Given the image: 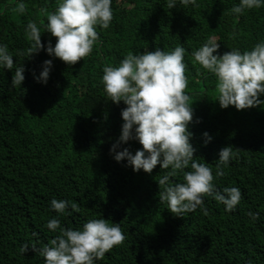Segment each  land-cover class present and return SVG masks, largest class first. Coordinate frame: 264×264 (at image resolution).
<instances>
[{
  "label": "trees",
  "instance_id": "16d2710c",
  "mask_svg": "<svg viewBox=\"0 0 264 264\" xmlns=\"http://www.w3.org/2000/svg\"><path fill=\"white\" fill-rule=\"evenodd\" d=\"M235 3L196 0L195 6L177 3L168 8L166 0H112L109 26H97L92 51L68 65L43 47L30 57L15 54L29 44L27 20L38 26L45 22L55 0H25L23 14L14 11L15 0H0V43L14 61L13 69L0 68V264H43L31 248L23 254L19 248L37 240L39 247L56 235L45 224L57 215L49 207L53 197L78 206L79 211L69 207L59 215L66 228L100 215L119 224L124 240L95 264H264V94L254 107H220L215 77L197 74L199 66L191 57L209 36L218 40L217 53L243 51L264 40V5L233 14ZM40 40L42 45L54 43L55 37L42 30ZM177 44L185 49L193 159L213 170L217 190L240 189L241 200L230 211L205 195L207 214L197 207L175 215L158 199L156 180L167 169L157 164L149 173L133 171L109 152L125 105L106 95L102 66L118 64L128 51H167ZM45 59L51 67L41 83L34 76ZM19 64L24 79L13 86L11 75ZM204 131L211 136L207 143L202 142ZM225 145L236 155L217 177L216 158ZM119 147L134 152L141 145L129 139ZM249 212L257 214L254 220Z\"/></svg>",
  "mask_w": 264,
  "mask_h": 264
},
{
  "label": "clouds",
  "instance_id": "9594fccd",
  "mask_svg": "<svg viewBox=\"0 0 264 264\" xmlns=\"http://www.w3.org/2000/svg\"><path fill=\"white\" fill-rule=\"evenodd\" d=\"M168 8L177 3L195 6L196 0H166ZM112 0H55V8L46 11V20L38 24L28 19L24 25V35L29 44L16 50L17 56L30 57L41 47L49 55L59 58L68 65L85 57L92 51L97 41L96 27L107 28L112 19ZM264 0H238L230 8L233 14H241L245 9L259 8ZM25 0H15L14 11L23 14ZM43 11V10H42ZM46 30L55 37L54 43L41 44L40 33ZM217 39L209 36L191 52L194 64H198L197 74H212L215 77L216 101L220 107L233 105L236 109L260 104L259 96L264 94V40L256 41L250 48L241 51L232 48L223 53ZM185 49L177 44L170 50L155 48L152 51H128L118 64L102 66L100 77L106 95L113 103L123 101L120 109L122 123L117 140L110 147L114 160L122 158L133 171L151 172L159 164L167 169L157 180L160 186L158 199L175 215H183L204 207L205 195L223 204L230 211L241 200L237 186H225L217 190L213 181V170L206 164L193 159L194 147L190 142L192 133L187 125L192 119L191 104L184 91L187 85L185 76ZM13 53L6 44L0 43V68L13 69ZM51 67V60L42 62L41 70L34 79L45 83ZM23 65L15 67L11 75L13 86L21 84ZM203 70V72L201 71ZM203 143L211 140L207 131L201 133ZM129 139L136 140L141 147L134 152L120 144ZM119 150H115L118 149ZM115 150V151H114ZM236 153L225 145L218 150L215 175H224L226 166ZM181 175L173 181L170 177ZM50 209L56 216L46 221L49 231L56 233L47 243L21 244L23 254L29 248L43 258V264H95L105 252L124 240L119 224L110 223L103 216L87 219L78 227H64L59 215L67 214L66 209L79 211L76 203L65 199L51 198ZM251 219L255 212H249ZM35 237L37 234L32 233ZM246 264H251L247 261Z\"/></svg>",
  "mask_w": 264,
  "mask_h": 264
}]
</instances>
